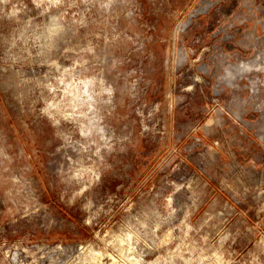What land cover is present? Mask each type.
Listing matches in <instances>:
<instances>
[{"label":"rangeland","instance_id":"374dc122","mask_svg":"<svg viewBox=\"0 0 264 264\" xmlns=\"http://www.w3.org/2000/svg\"><path fill=\"white\" fill-rule=\"evenodd\" d=\"M0 264H264V0H0Z\"/></svg>","mask_w":264,"mask_h":264}]
</instances>
